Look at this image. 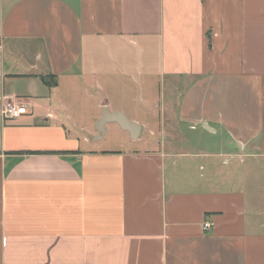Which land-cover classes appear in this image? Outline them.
<instances>
[{
	"label": "crops",
	"instance_id": "0c3cea01",
	"mask_svg": "<svg viewBox=\"0 0 264 264\" xmlns=\"http://www.w3.org/2000/svg\"><path fill=\"white\" fill-rule=\"evenodd\" d=\"M11 102L0 264H264V0H0Z\"/></svg>",
	"mask_w": 264,
	"mask_h": 264
},
{
	"label": "rangeland",
	"instance_id": "374dc122",
	"mask_svg": "<svg viewBox=\"0 0 264 264\" xmlns=\"http://www.w3.org/2000/svg\"><path fill=\"white\" fill-rule=\"evenodd\" d=\"M131 93L133 94V92L131 91ZM130 97L132 95H129ZM99 99L97 98H88V96H84V94H82L80 91H78L76 89L75 95H74V100L72 99L71 102H68V108H69V112L70 114L73 116V118L77 121V124L80 126H84V127H89L91 126V119L90 117L92 115H94L96 113V104H98ZM103 115V113H102ZM102 117V116H101ZM114 133V132H113ZM117 134V133H115ZM112 136L117 137L116 135L112 134V132L106 131L105 135L103 136V141L109 140ZM97 137V136H95ZM143 138L145 139H149V136L147 135L146 132H144V134L142 135ZM120 146H125V145H115V147L117 148H121ZM144 145H126V147H130L132 148H140L142 149ZM210 147L212 148V150H216L215 149V145H209L208 148H206V150H211ZM130 148H123V150H130ZM251 164V163H250ZM217 168V167H216ZM257 168H259V166H257L256 168H254L251 171V175L257 176L259 173H255L256 170H258ZM219 177H221L222 179L227 178L228 177V170H226L225 167L221 166V168L219 167ZM241 170L240 167L237 166V172H239ZM234 171V173L236 175H238V173ZM215 176V175H214ZM239 176V175H238ZM256 184L254 181L252 182H248L247 180H241L237 183V187L240 188L241 190H245L247 189L248 186H252Z\"/></svg>",
	"mask_w": 264,
	"mask_h": 264
},
{
	"label": "water",
	"instance_id": "95a60500",
	"mask_svg": "<svg viewBox=\"0 0 264 264\" xmlns=\"http://www.w3.org/2000/svg\"><path fill=\"white\" fill-rule=\"evenodd\" d=\"M108 122L117 123L121 129L129 133L131 139H136L138 137L139 126L136 123L129 121L120 113L106 114V112L103 113L101 119L98 121V136H101L103 133V126Z\"/></svg>",
	"mask_w": 264,
	"mask_h": 264
},
{
	"label": "built area",
	"instance_id": "2783aa9c",
	"mask_svg": "<svg viewBox=\"0 0 264 264\" xmlns=\"http://www.w3.org/2000/svg\"><path fill=\"white\" fill-rule=\"evenodd\" d=\"M1 117L4 120H16L27 114L26 107L22 103L11 102L5 103L1 109ZM211 227L210 223L204 224V229L207 230Z\"/></svg>",
	"mask_w": 264,
	"mask_h": 264
},
{
	"label": "trees",
	"instance_id": "16d2710c",
	"mask_svg": "<svg viewBox=\"0 0 264 264\" xmlns=\"http://www.w3.org/2000/svg\"><path fill=\"white\" fill-rule=\"evenodd\" d=\"M41 80L48 87H54L56 85L55 79L52 76L41 77Z\"/></svg>",
	"mask_w": 264,
	"mask_h": 264
}]
</instances>
